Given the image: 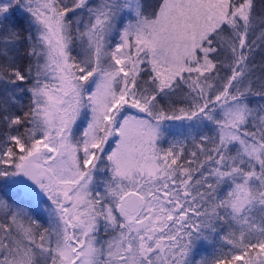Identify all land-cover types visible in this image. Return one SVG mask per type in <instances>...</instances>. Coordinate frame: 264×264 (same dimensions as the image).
I'll return each instance as SVG.
<instances>
[{"label":"rangeland","instance_id":"obj_1","mask_svg":"<svg viewBox=\"0 0 264 264\" xmlns=\"http://www.w3.org/2000/svg\"><path fill=\"white\" fill-rule=\"evenodd\" d=\"M67 1L66 5L71 4ZM116 1L124 2L125 9L134 8L136 3L72 0L77 7L72 25L75 51H70L68 24L58 0L29 2L43 54L40 82L32 89L33 139L18 162L27 153H34L38 162L43 158L37 195L46 202L39 206V219L33 218L36 234L26 232L24 239L19 238L20 244L12 238L10 245L0 249L1 264H188L191 259L193 247L184 243L183 234L178 236L179 226L184 225L178 218L187 208L183 203H190V199H182L178 209L175 197H170L174 188L163 184L170 181L165 153L170 152L173 142L162 132L166 124L158 118L161 113L145 106L141 96L130 94L131 84L142 61L165 79L171 72L181 73L194 56L196 32L209 31L229 13L227 0H209L201 7L198 13L203 14L196 22L199 27L190 25L193 19L186 23L178 20L176 14L194 0H161L151 18H130L113 6ZM119 17L122 23L116 25L113 36L111 23ZM186 71L185 76L192 79L190 70ZM210 113L209 118L220 119L221 115L229 123L217 129L223 141H235L247 156L258 158L259 148L236 131L242 117L236 102L217 103ZM9 143L17 149L23 145L17 134L9 137ZM41 145L49 146L50 152H42ZM13 152L4 144L2 161L7 162ZM158 160L165 164H158ZM105 167L108 174L101 178L99 172L103 174ZM13 175L15 179V172ZM246 184L237 183L227 194L234 212L248 202ZM130 189L144 201L133 228L104 237L81 233L82 226L115 229L116 208ZM63 195L67 198L64 203ZM13 223L19 226L18 220ZM11 245L13 251L9 250ZM239 256L234 254L227 263L242 264L235 260ZM258 257L263 260L264 253ZM256 260L255 256L247 264Z\"/></svg>","mask_w":264,"mask_h":264},{"label":"trees","instance_id":"obj_2","mask_svg":"<svg viewBox=\"0 0 264 264\" xmlns=\"http://www.w3.org/2000/svg\"><path fill=\"white\" fill-rule=\"evenodd\" d=\"M30 1L0 0L1 250L11 244L12 238L20 244L19 238L24 239L26 232L35 233L37 224L33 218L39 219V206L46 202L37 193L21 191L13 175L19 156L27 151V142L32 138V89L40 82L43 54V41L29 10ZM160 1L136 0L131 9H125L122 1L113 6L130 18H151ZM208 1L190 2L177 11V19L184 23L193 19L190 25L198 26L196 22L203 14L198 11ZM68 2L58 0L68 24L70 51H75L77 40L72 25L77 7L72 0L66 5ZM226 4L229 13L216 26L205 33V29L196 32L194 56L181 73L171 72L165 79L142 61L131 84L130 94L141 96L145 106L161 113L158 118L166 124L162 132L173 142L170 152L165 153L170 181L161 179L174 188L170 197H175L180 207L182 199H190V203H183L187 208L178 218L184 224L179 226V238L183 234L184 243L193 247L188 264H228L234 254H240L235 259L239 263L247 264L256 256L255 264H264V259L258 257L264 253V0H227ZM82 9L88 10L86 6ZM234 9L237 14L230 12ZM120 21L119 17L111 23V35ZM186 70H190L192 79L185 76ZM230 100L242 110L236 131L259 148L258 158L247 156L235 141L220 138L219 125H229L221 115L220 119L209 118L213 105ZM12 134L21 138V149L9 143ZM6 143L15 152L3 162ZM157 163L165 164L160 160ZM243 182L247 183L248 202L234 212L227 194ZM15 220L19 221L18 227ZM9 250L13 251V245Z\"/></svg>","mask_w":264,"mask_h":264},{"label":"water","instance_id":"obj_3","mask_svg":"<svg viewBox=\"0 0 264 264\" xmlns=\"http://www.w3.org/2000/svg\"><path fill=\"white\" fill-rule=\"evenodd\" d=\"M40 150L44 153L50 152L51 148L47 145H41ZM42 178V173L39 168V164L35 161L33 153H27L19 164L18 171L16 173V181L21 191L28 194H35L38 189V184ZM64 201L65 200V197ZM124 205L128 207L129 211H133L139 205L138 196L135 192H130L124 198Z\"/></svg>","mask_w":264,"mask_h":264},{"label":"flooded vegetation","instance_id":"obj_4","mask_svg":"<svg viewBox=\"0 0 264 264\" xmlns=\"http://www.w3.org/2000/svg\"><path fill=\"white\" fill-rule=\"evenodd\" d=\"M108 150L109 149V146L108 147H104V150ZM101 152H104V151H101ZM105 153H103V157L105 156L104 155ZM34 155V154H33ZM105 158V157H104ZM106 160V158H105ZM36 161V160H35ZM39 166H40V162H43V158H40V162L36 161ZM83 174V173H82ZM108 174V169L105 167V169H103V174H101V172H99V175L101 178H103L105 175ZM42 176H43V173H42ZM100 179L97 180V182H99ZM39 185V184H38ZM99 185V183H98ZM97 185V186H98ZM99 187V186H98ZM130 192H135V194L138 196V199H139V205L137 206V208L133 211H129L128 207H126L123 203L124 201V198L127 196L128 193ZM63 197H65L63 195ZM62 197L61 201L64 203V198ZM102 198V197H101ZM104 200V198H102ZM65 200L67 201V198L65 197ZM169 201V200H168ZM144 201H143V198L142 196L136 191V190H127L124 192L123 194V197L118 205V208H116V210H118V212L116 211V223H115V229L114 228H107V229H101L100 225L97 226V227H93V226H89V227H86V226H82V230H81V233L84 234H87V235H90V236H96V237H101V236H107L109 235L110 233H113L117 230H124L125 228L127 229V227H131L133 228L134 224H136L138 221L135 219V216L136 214L138 215L140 209H141V205H143ZM178 209H180V206L178 205ZM100 223L102 224L103 222L100 221Z\"/></svg>","mask_w":264,"mask_h":264}]
</instances>
